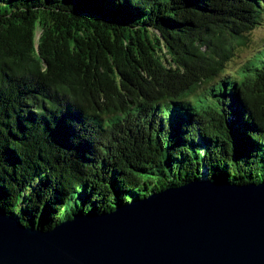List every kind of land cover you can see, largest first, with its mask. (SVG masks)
I'll use <instances>...</instances> for the list:
<instances>
[{"label":"trees","instance_id":"trees-1","mask_svg":"<svg viewBox=\"0 0 264 264\" xmlns=\"http://www.w3.org/2000/svg\"><path fill=\"white\" fill-rule=\"evenodd\" d=\"M264 0H0V205L50 229L193 181L264 183Z\"/></svg>","mask_w":264,"mask_h":264},{"label":"water","instance_id":"water-1","mask_svg":"<svg viewBox=\"0 0 264 264\" xmlns=\"http://www.w3.org/2000/svg\"><path fill=\"white\" fill-rule=\"evenodd\" d=\"M0 264H264V183L193 181L46 230L0 205Z\"/></svg>","mask_w":264,"mask_h":264},{"label":"rangeland","instance_id":"rangeland-1","mask_svg":"<svg viewBox=\"0 0 264 264\" xmlns=\"http://www.w3.org/2000/svg\"><path fill=\"white\" fill-rule=\"evenodd\" d=\"M249 38V45L246 48H240V51L237 52L234 60L228 64L226 70H235L238 66L244 63V61L252 52L258 49L260 46L264 45V19L262 20V24L259 25L258 28L251 31V33L249 34Z\"/></svg>","mask_w":264,"mask_h":264}]
</instances>
